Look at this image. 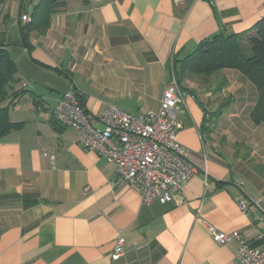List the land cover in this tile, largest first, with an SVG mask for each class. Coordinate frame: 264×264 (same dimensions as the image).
Returning a JSON list of instances; mask_svg holds the SVG:
<instances>
[{
  "label": "crops",
  "instance_id": "obj_1",
  "mask_svg": "<svg viewBox=\"0 0 264 264\" xmlns=\"http://www.w3.org/2000/svg\"><path fill=\"white\" fill-rule=\"evenodd\" d=\"M14 1L0 12V35L27 92L10 115L23 126L0 140V264H241L236 244H217L209 227L264 248L255 204L264 206V124L251 119L257 91L239 72H220L222 91L184 81L177 139L196 175L166 205H144L113 163L54 117L69 91L96 126L110 105L158 111L173 59L250 29L264 0H58L64 6L45 35L32 33L30 51L20 12L31 14L36 0ZM119 233L125 253L113 260Z\"/></svg>",
  "mask_w": 264,
  "mask_h": 264
},
{
  "label": "built area",
  "instance_id": "obj_2",
  "mask_svg": "<svg viewBox=\"0 0 264 264\" xmlns=\"http://www.w3.org/2000/svg\"><path fill=\"white\" fill-rule=\"evenodd\" d=\"M173 1L182 4L185 0ZM21 21L30 23V12L24 13ZM186 99L187 93L173 78L158 111L133 115L110 105L98 117L99 125L96 126L82 108L77 95L69 91L55 107L54 117L61 126L75 130L87 150L113 163L118 181L125 182L137 192L144 205H166L173 202V194L180 192L196 175L188 151L177 139L183 128L179 107L185 105ZM255 204L264 213L262 201H255ZM240 207L247 209L245 203ZM209 229L217 244H236L241 264H264V248L253 246L242 233H225L215 227ZM256 240L264 242V233ZM125 248L126 241L119 233L112 259L119 260Z\"/></svg>",
  "mask_w": 264,
  "mask_h": 264
},
{
  "label": "trees",
  "instance_id": "obj_3",
  "mask_svg": "<svg viewBox=\"0 0 264 264\" xmlns=\"http://www.w3.org/2000/svg\"><path fill=\"white\" fill-rule=\"evenodd\" d=\"M63 6L58 0H40L34 6L30 23L23 24L21 21L20 35L24 48L30 51L32 33L43 36L48 32L53 15ZM24 11L22 5L20 18ZM243 38H247L251 54L243 50ZM171 65L176 73L177 83L183 91V83L189 77L200 78L205 85H209L210 80L223 70L239 72L257 91L258 99L251 119L255 125L264 124V18L241 33L219 34L203 40L182 60L173 59ZM17 73L15 62L7 51L5 38L0 35V140L23 126L12 122L10 118L11 108L27 92L23 90L25 88H17L20 82ZM224 86L225 83H221L217 90L222 91Z\"/></svg>",
  "mask_w": 264,
  "mask_h": 264
},
{
  "label": "rangeland",
  "instance_id": "obj_4",
  "mask_svg": "<svg viewBox=\"0 0 264 264\" xmlns=\"http://www.w3.org/2000/svg\"><path fill=\"white\" fill-rule=\"evenodd\" d=\"M14 2H15L14 0H0V12L1 13H4V12L7 13L8 11L10 12L11 4H14ZM37 4H38L37 0L34 1V6H36ZM1 7H5V8L3 9ZM14 9L15 8H13V10H12V16L17 15V12ZM0 15L3 16L4 14H0ZM241 46H242L243 50L245 51V53L251 54L250 53V45L248 43L247 38H243L241 40ZM170 78H171L170 81L173 78L177 79V76H176V73L174 71L173 66L170 67ZM210 81H211V83L209 85H216L218 83H222L223 82V76H222L221 73H218ZM185 85L188 86V87H192L195 90H198V89H200V87L202 85H205V83L200 78H197V77H189L186 80ZM209 85L206 84L205 86L208 88ZM10 115H11V111H10Z\"/></svg>",
  "mask_w": 264,
  "mask_h": 264
}]
</instances>
